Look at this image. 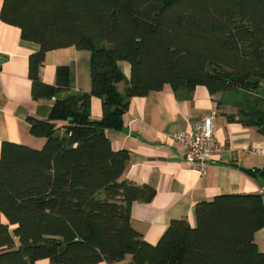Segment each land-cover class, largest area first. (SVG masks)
<instances>
[{
  "label": "trees",
  "instance_id": "1",
  "mask_svg": "<svg viewBox=\"0 0 264 264\" xmlns=\"http://www.w3.org/2000/svg\"><path fill=\"white\" fill-rule=\"evenodd\" d=\"M0 19L40 46L29 56L33 98H55L47 119L29 118L30 132L46 139L41 148L1 144L0 264L128 255L131 264H264L255 242L264 193L200 201L196 226L173 219L156 244L145 240L131 208L156 191L126 177L130 151L115 149L106 133L124 129L132 97L170 84L225 94L237 107L230 119L264 137V0H3ZM68 46L91 51L90 91L41 78L46 53ZM121 61L130 63V79ZM93 96L102 100L100 119L91 117ZM249 171L264 178V167Z\"/></svg>",
  "mask_w": 264,
  "mask_h": 264
},
{
  "label": "crops",
  "instance_id": "2",
  "mask_svg": "<svg viewBox=\"0 0 264 264\" xmlns=\"http://www.w3.org/2000/svg\"><path fill=\"white\" fill-rule=\"evenodd\" d=\"M3 0H0V12ZM39 44L22 38L19 26L0 19V151L3 141L31 145L44 144V137L30 132V117L47 119L55 98L35 100L29 77V56ZM128 79L131 65L121 61ZM43 81L69 92H87L92 88L91 51L75 46L50 50L40 66ZM123 91L125 82L117 84ZM219 94L212 95L204 85L189 92L176 91L170 84L163 90L131 98L123 116L126 129H107L115 149H128L131 160L126 177L138 185L156 191L151 200H136L131 208V224L145 240L156 244L173 219H187L196 226V204L228 193H264L249 169L264 167V137L255 126L230 119L235 111L219 105ZM102 100L91 99V117L100 119ZM212 116L219 151L210 161L206 174L192 170L184 144L175 132H189L195 122ZM58 123H61L59 121ZM247 169V170H246ZM255 242L264 251V228L255 234ZM35 264H56L47 258ZM100 264H131L125 260Z\"/></svg>",
  "mask_w": 264,
  "mask_h": 264
},
{
  "label": "built area",
  "instance_id": "3",
  "mask_svg": "<svg viewBox=\"0 0 264 264\" xmlns=\"http://www.w3.org/2000/svg\"><path fill=\"white\" fill-rule=\"evenodd\" d=\"M173 137L184 144L188 166L200 175L206 174L211 159L220 148L212 116H205L195 122L189 132H175Z\"/></svg>",
  "mask_w": 264,
  "mask_h": 264
},
{
  "label": "rangeland",
  "instance_id": "4",
  "mask_svg": "<svg viewBox=\"0 0 264 264\" xmlns=\"http://www.w3.org/2000/svg\"><path fill=\"white\" fill-rule=\"evenodd\" d=\"M219 101H220V105L223 106L225 109L227 110H231V111H237V107L233 106V101L230 97H227L225 94H219V97H218ZM232 101V102H231ZM28 144V143H27ZM31 145V144H29ZM33 147H36V148H41L43 146V144L41 145H31Z\"/></svg>",
  "mask_w": 264,
  "mask_h": 264
},
{
  "label": "water",
  "instance_id": "5",
  "mask_svg": "<svg viewBox=\"0 0 264 264\" xmlns=\"http://www.w3.org/2000/svg\"><path fill=\"white\" fill-rule=\"evenodd\" d=\"M124 129H126V127H124ZM246 170H247V169H246ZM258 181L260 182V184L262 185L263 190H264V178H263L262 176H260V177L258 178Z\"/></svg>",
  "mask_w": 264,
  "mask_h": 264
}]
</instances>
